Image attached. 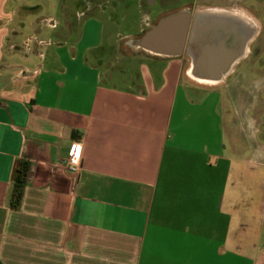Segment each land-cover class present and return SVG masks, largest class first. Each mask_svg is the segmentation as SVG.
I'll use <instances>...</instances> for the list:
<instances>
[{
	"label": "crops",
	"instance_id": "1",
	"mask_svg": "<svg viewBox=\"0 0 264 264\" xmlns=\"http://www.w3.org/2000/svg\"><path fill=\"white\" fill-rule=\"evenodd\" d=\"M136 5L137 30L112 45L166 64L125 80L103 69L100 17L74 25L54 17L62 0H0V264H264V197L256 221L238 197L248 148L231 134L247 126L248 105L238 103V120L220 105L218 120L212 94L234 66L210 77L214 84L201 82L208 74L189 76L193 38L182 56L159 52L179 27L159 22L177 11L154 18ZM45 29L52 36L42 37ZM221 52L213 63L238 51L225 43ZM75 141L82 152L73 175L66 160ZM254 153L264 160L263 148Z\"/></svg>",
	"mask_w": 264,
	"mask_h": 264
},
{
	"label": "rangeland",
	"instance_id": "2",
	"mask_svg": "<svg viewBox=\"0 0 264 264\" xmlns=\"http://www.w3.org/2000/svg\"><path fill=\"white\" fill-rule=\"evenodd\" d=\"M137 1H140L143 7L149 9L155 18L160 13L183 9L192 0H62L63 13L57 10L54 17L57 20L66 18L74 25L80 24L77 18L83 17L81 22L84 23L88 18L94 20V18L100 17V19H96L98 23L95 24L104 28L102 41L106 42V46L103 45L104 48L101 47L102 51H99L104 61L103 69L113 72L115 75L120 74L125 80L130 77L136 79V77L156 71L166 64L165 62L129 54L128 47H123L118 51L116 45H112L114 42L119 41V36L122 37L137 30L143 13V10L136 5ZM149 3L151 4L149 5ZM97 6L105 7L104 11L97 13ZM112 6L114 7L113 12L110 10ZM233 7L243 10L248 18L252 17L255 20L256 24L258 19L260 30L258 28L255 30L254 41L249 45V52L234 65L232 74L226 80V85H219L218 89L212 91V94L216 96L219 105L217 109L218 120L222 105L236 120H238L241 112V105L238 103L248 105L247 126L246 124L242 127L235 128L234 126L231 134L243 143V147L248 148L243 152V155L250 160V165L247 170H245V166L242 167L243 178L238 181V183H242V191L240 189L238 197L248 199L250 215L257 221L259 217L256 205L264 197V160L252 156V153L260 148L264 149V0L236 1L233 2ZM43 9L45 14L42 15L51 13L46 4ZM197 10H201V8ZM233 12L237 13L238 11ZM61 26L62 24L59 25V27ZM41 33L44 35L42 37L52 36V31L48 29L43 30ZM139 81H141L140 78ZM216 128L217 138H220L221 142L227 145L229 136L225 133L224 128L220 126ZM255 160L261 161L262 165L256 166L254 164ZM235 179L236 176H234Z\"/></svg>",
	"mask_w": 264,
	"mask_h": 264
},
{
	"label": "flooded vegetation",
	"instance_id": "3",
	"mask_svg": "<svg viewBox=\"0 0 264 264\" xmlns=\"http://www.w3.org/2000/svg\"><path fill=\"white\" fill-rule=\"evenodd\" d=\"M236 1H243V0H192L191 3H188L187 5H185L186 7L184 6L183 9H178V11L186 10L188 12L190 21L191 22L194 21V29L197 34H199V32L202 29H205L204 27L205 25H210L209 31H210V34L213 36V38L224 37V40L226 41V43L227 44L233 43L234 50L239 52L241 50L240 45L244 42L243 40L245 39V37L249 35V33H245L246 31L244 30L243 26L235 25L232 22L229 23V22H223V21H220L218 23H215L213 20H210L209 22L208 21L204 22V20H202L203 18H201L202 16L197 14L198 12L202 10L223 11L227 13L238 11V13L240 14H237V15L239 17H242L241 21L243 22L245 21V19H243L246 16V14H244L245 12L235 7L232 8L233 2H236ZM198 8H201V10H197ZM152 25H153V21L148 23L147 27L150 28ZM217 27H220V29H217ZM178 30H179V27L177 31ZM253 41H254V38L249 43L251 44ZM166 44L170 45L171 47L174 45V35L173 34H170V36L167 37ZM163 45H165V43ZM203 72L204 71H200V72L198 71L197 73H203Z\"/></svg>",
	"mask_w": 264,
	"mask_h": 264
},
{
	"label": "water",
	"instance_id": "4",
	"mask_svg": "<svg viewBox=\"0 0 264 264\" xmlns=\"http://www.w3.org/2000/svg\"><path fill=\"white\" fill-rule=\"evenodd\" d=\"M202 18V17H201ZM204 22H209V19H202ZM215 23L217 21L213 20ZM175 22H179V30L175 32L174 35V43L175 47H171L170 45H163L159 48V52L165 56L177 57L181 56L186 51V44L190 38H193L194 45L197 46L198 53L197 58L202 59L204 55L209 59L211 58L212 62L216 60V57H210V54L216 52L217 50L221 51L222 47L225 45L226 41L224 37L222 38H213L210 34V25H205V29H202L197 35L196 31H192V26L194 25V21H190L189 14L186 10H179L172 14H168L159 22L160 27H165L167 25L173 24ZM207 26V27H206ZM252 31L249 32V36ZM240 48H243L241 46Z\"/></svg>",
	"mask_w": 264,
	"mask_h": 264
},
{
	"label": "bare ground",
	"instance_id": "5",
	"mask_svg": "<svg viewBox=\"0 0 264 264\" xmlns=\"http://www.w3.org/2000/svg\"><path fill=\"white\" fill-rule=\"evenodd\" d=\"M198 15L202 16V18L204 19H209V20H215L217 22L223 21V22H232L235 25H241L243 26L244 30L246 31L245 33H249L250 31H252L254 29L253 32H255L257 24L255 22V20L252 17H247V15L243 18L245 19V21H241L242 17H239L236 13L234 12H223V11H214V10H202L200 12L197 13ZM192 31H195L194 29V25L192 26ZM244 33V34H245ZM198 35V34H197ZM245 36V35H244ZM249 37V38H248ZM253 39V34L251 33L250 36L248 35L247 37H245V39L243 40L244 42L243 47H246V45ZM240 52H242L243 50H245V48H240ZM243 49V50H242ZM188 52L191 54V57L193 58L194 62L191 66V68L189 69V76H195L196 74H198L197 72L199 71H204V74H208L209 78L212 77L214 79H216V75L219 71H221L222 69H224L225 71H229L239 60L240 58V52L236 53L234 52L232 55V58H228L230 60L226 61V58L224 59V62L219 63L218 61H215L214 63L212 62L211 58L209 59V57L207 58L205 55L204 57H202V59L197 58L198 56H196L198 53L196 52H192L191 49L188 50ZM243 53V52H242ZM223 53L219 50H217L216 52H213L210 54V57H216V58H222L221 55ZM219 67V68H218ZM219 69V70H218ZM214 79H209V80H204L201 82L204 83H209V84H214L215 80Z\"/></svg>",
	"mask_w": 264,
	"mask_h": 264
},
{
	"label": "built area",
	"instance_id": "6",
	"mask_svg": "<svg viewBox=\"0 0 264 264\" xmlns=\"http://www.w3.org/2000/svg\"><path fill=\"white\" fill-rule=\"evenodd\" d=\"M44 24L52 29L56 26V22L52 19L44 20ZM81 152L82 145L80 142L75 141L71 144L68 152V158L66 160V169L73 175L77 174L80 170Z\"/></svg>",
	"mask_w": 264,
	"mask_h": 264
},
{
	"label": "trees",
	"instance_id": "7",
	"mask_svg": "<svg viewBox=\"0 0 264 264\" xmlns=\"http://www.w3.org/2000/svg\"><path fill=\"white\" fill-rule=\"evenodd\" d=\"M27 175V164L24 162L19 168L16 169L13 179V191L11 194V205L17 208L20 204L22 190Z\"/></svg>",
	"mask_w": 264,
	"mask_h": 264
}]
</instances>
